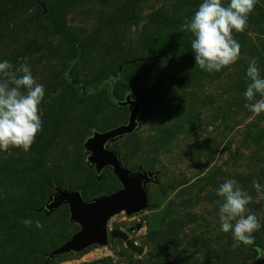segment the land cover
Returning <instances> with one entry per match:
<instances>
[{"label":"rangeland","instance_id":"rangeland-1","mask_svg":"<svg viewBox=\"0 0 264 264\" xmlns=\"http://www.w3.org/2000/svg\"><path fill=\"white\" fill-rule=\"evenodd\" d=\"M202 2L0 0V62L29 65L45 86L43 127L30 150L0 151V264H247L264 252V199L252 187L253 180L264 186V113L254 116L243 96L251 58L264 78V0L246 30L233 31L240 59L212 73L195 66L192 36L180 30ZM135 59L140 62L124 68L112 95L71 83L95 88ZM128 93L140 106L138 126L107 146L131 173L154 176L145 185L148 207L113 215L106 246L49 259L80 230L69 204L43 210L55 186L80 191L86 202L122 189L110 169L96 176L84 143L94 131L128 121L130 107L113 101ZM227 179L252 197L248 208L261 225L253 233L256 251L233 248L231 233L220 230L215 193ZM25 219L43 227H25ZM113 231L143 253L111 237Z\"/></svg>","mask_w":264,"mask_h":264},{"label":"clouds","instance_id":"clouds-1","mask_svg":"<svg viewBox=\"0 0 264 264\" xmlns=\"http://www.w3.org/2000/svg\"><path fill=\"white\" fill-rule=\"evenodd\" d=\"M259 0H203L190 19L180 26L182 32L191 34V51L195 66L208 73L220 72L240 59L241 46L233 31L242 33L248 27L249 15ZM245 78L249 81L243 93L244 105L254 116L264 113V78L255 57L251 58ZM45 95V86L34 78L29 65L19 66L4 60L0 62V151L19 148L28 152L43 123L39 106ZM257 96L261 97L257 99ZM139 122V121H138ZM252 187L264 199V186L253 180ZM220 197L218 218L220 230L231 233L233 248L253 243V233L261 227L258 217L248 205L252 197L237 180L227 179L216 190ZM37 228L39 220L25 219L23 224ZM143 259V258H142Z\"/></svg>","mask_w":264,"mask_h":264},{"label":"water","instance_id":"water-1","mask_svg":"<svg viewBox=\"0 0 264 264\" xmlns=\"http://www.w3.org/2000/svg\"><path fill=\"white\" fill-rule=\"evenodd\" d=\"M43 5L42 2L41 6L44 8ZM113 101L119 106L130 107L128 121L104 132L94 131L85 140L84 150L88 154V163L95 169L96 176L98 177L103 169L109 168L121 183L122 189L108 196L86 202L80 191L71 192L55 186L56 194L51 197L43 210L46 214H50L63 204H69L71 221L78 223L80 230L61 247L52 251L49 259L72 251L80 252L90 245L106 246L108 242L106 225L113 215L123 211L130 216L148 207L145 185L154 181V176L142 171L131 174L121 165L117 153L107 146L111 141L130 135L136 130L140 106L132 99L131 93H128L122 102ZM110 234L113 238L124 240L128 249L140 255L143 253V250L131 242L124 233L113 231ZM247 264H264V252L259 251L258 257L248 261Z\"/></svg>","mask_w":264,"mask_h":264},{"label":"trees","instance_id":"trees-1","mask_svg":"<svg viewBox=\"0 0 264 264\" xmlns=\"http://www.w3.org/2000/svg\"><path fill=\"white\" fill-rule=\"evenodd\" d=\"M157 20H161L160 16H157ZM137 62H140V60L135 59V60H133L132 64H130V63L127 64V62L120 64V66L118 67V71H117L114 78L106 79L105 81H103L100 85L96 86L95 88H87V86L81 85L76 81H72L71 83L74 87L79 88L81 91H84L86 93H94V92L99 91L103 88H106L108 94L112 95L113 92L111 91V89L113 88L114 84L116 82H118V79L120 78L121 73L123 72L124 68L131 66V65H133V63H137ZM71 65H72L71 63H68V65L66 66L67 70L70 69ZM248 248L255 250V251L258 249L257 246L254 244H249Z\"/></svg>","mask_w":264,"mask_h":264},{"label":"flooded vegetation","instance_id":"flooded-vegetation-1","mask_svg":"<svg viewBox=\"0 0 264 264\" xmlns=\"http://www.w3.org/2000/svg\"><path fill=\"white\" fill-rule=\"evenodd\" d=\"M122 165V164H121ZM109 169V168H108ZM111 170V169H110ZM112 171V170H111ZM130 172V171H129ZM131 173V172H130ZM137 173V172H136ZM131 174H134V173H131ZM119 191V190H118ZM117 192V191H116ZM115 193V192H114ZM113 194V193H112Z\"/></svg>","mask_w":264,"mask_h":264}]
</instances>
